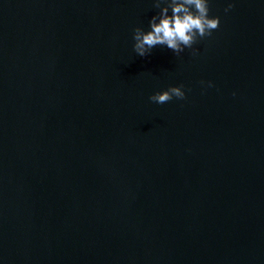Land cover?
Returning a JSON list of instances; mask_svg holds the SVG:
<instances>
[{
	"label": "water",
	"instance_id": "1",
	"mask_svg": "<svg viewBox=\"0 0 264 264\" xmlns=\"http://www.w3.org/2000/svg\"><path fill=\"white\" fill-rule=\"evenodd\" d=\"M209 7L141 57L154 0H0V264H264V0Z\"/></svg>",
	"mask_w": 264,
	"mask_h": 264
},
{
	"label": "clouds",
	"instance_id": "2",
	"mask_svg": "<svg viewBox=\"0 0 264 264\" xmlns=\"http://www.w3.org/2000/svg\"><path fill=\"white\" fill-rule=\"evenodd\" d=\"M209 2L210 0H154V7L158 8L159 12L151 17L149 30L145 31L141 27L134 29V52L146 57L159 45L167 46L177 56L186 48L192 49V53L195 54L198 50L194 49L193 45L202 38L210 37L220 25L218 16H209ZM233 7L234 4L229 3L224 11L228 12ZM208 86H213L211 81L208 82ZM183 87V85L169 87L167 90L154 93L149 100L164 104L174 97L184 99Z\"/></svg>",
	"mask_w": 264,
	"mask_h": 264
}]
</instances>
